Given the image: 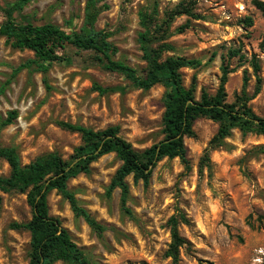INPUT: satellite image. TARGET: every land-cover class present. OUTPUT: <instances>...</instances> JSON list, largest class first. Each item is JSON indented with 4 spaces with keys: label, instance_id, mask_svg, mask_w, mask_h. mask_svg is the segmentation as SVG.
Instances as JSON below:
<instances>
[{
    "label": "rangeland",
    "instance_id": "374dc122",
    "mask_svg": "<svg viewBox=\"0 0 264 264\" xmlns=\"http://www.w3.org/2000/svg\"><path fill=\"white\" fill-rule=\"evenodd\" d=\"M85 1L33 0L24 7L20 19L50 23L67 32L78 31ZM189 1L194 2V12L201 19L177 17L167 40L173 49L163 57L200 62L195 70H181L186 89L195 78L196 101L202 90L211 96L215 94L224 57L231 71L225 85L226 102L231 104L245 76L247 92L252 93L255 80L249 60L255 56L261 68V91L248 106L256 116L264 118V52L259 49L264 21L252 0H105L101 5L106 4L107 9L98 16L95 29L111 34L108 41L116 48L113 61L142 74L146 65L138 44V14L150 11L156 4L161 19L165 12ZM247 18L252 21L250 27L244 24ZM4 20L0 10V25ZM230 49L239 50V55L227 59ZM76 58L94 61L96 65L53 64L45 76L29 70L15 74L19 66L33 59V54L13 50L0 38V87H5L0 96V121L8 112H17L16 120L0 130V145L14 147L22 165L52 152L65 161L70 159L74 149L81 145V138L61 129V122L94 131L116 127L118 136L136 151L162 141L166 95L162 86L146 92L129 89L125 78L103 70L94 54H79ZM96 86L127 89L124 94L115 91L101 95L94 89ZM192 130L194 137L184 138L188 170L178 159H162L146 187L142 182L134 184L131 176L126 179V206L134 220L121 212L119 190L107 195L121 165L114 154L97 159L89 174L68 182L79 205L105 228L101 235L76 218L69 204L55 191L47 196L49 216L60 221L93 264H264V156L255 151L264 147V136L243 135L235 130L223 147L209 152V161L203 163L217 124L199 118ZM8 175V165L0 160V176ZM0 198V264H28L29 233L12 227L31 219L26 194L0 193ZM176 208L184 213L188 224H179L186 245L174 262L166 256L170 244L167 222Z\"/></svg>",
    "mask_w": 264,
    "mask_h": 264
},
{
    "label": "trees",
    "instance_id": "16d2710c",
    "mask_svg": "<svg viewBox=\"0 0 264 264\" xmlns=\"http://www.w3.org/2000/svg\"><path fill=\"white\" fill-rule=\"evenodd\" d=\"M33 0H15L4 3L0 0V10L5 16L0 25V38L13 50H28L33 59L19 66L15 72L29 70L45 76L53 64L58 65H96L94 61L77 60L79 54L91 53L95 56L103 70L120 75L129 83L133 90L149 91L154 86H162L166 90L164 111L162 114L163 139L143 151H136L132 146L118 136V128L110 127L103 131H94L81 125L58 123V126L81 138V145L74 149L72 156L65 161L57 152L37 157L27 165H22L14 147L0 145V160L9 167L7 177L0 176V193L18 192L26 194V201L31 209V219L21 225H13L17 230L29 233V263L28 264H93L70 238L68 232L62 228L60 221L49 216L47 196L55 191L70 207L76 218L82 219L96 234L101 235L105 228L101 226L81 207L75 195L68 189V182L81 174H89L91 164L108 154H114L121 165L113 176L107 195L114 190L120 193L121 212L134 220L126 204L129 188L126 179L131 176L134 184L142 182L146 187L156 164L162 159H178L185 170H188L187 152L184 138H193V123L199 118H205L217 124V131L208 143L203 155V163L209 161L210 151L224 146V142L235 130L243 135L254 134L264 136V118L256 116L250 107L252 101L261 91L260 65L255 56L249 60L255 86L251 94L247 92V77L243 78L239 93L234 95L231 104L226 102L225 85L231 73L225 58H222L220 79L214 95L201 91L199 101L194 98V80L189 89L183 86L181 70H195L200 66L197 60L182 57H167L163 55L172 51L167 42L170 37L172 22L180 16L193 20L201 17L194 12V2L180 3L158 18L156 4L150 11L138 14L141 32L138 34V44L145 62V70L139 74L135 69L119 61H113L116 48L108 41L110 35L103 30L95 29L98 16L107 9L105 0H86L82 25L78 31L63 30L50 23L36 24L20 19V13ZM252 6L260 13L264 21V0H252ZM247 27L252 25L250 18L244 20ZM264 52V35L259 44ZM59 52L69 54L62 56ZM239 50H228L227 59L237 57ZM243 58V57H240ZM92 63V64H91ZM99 94L111 92L125 93V88H94ZM5 87H0V96ZM17 118L16 111H10L7 117L0 121V130L11 125ZM255 151L264 156V147H257ZM1 204V198H0ZM179 224H188L184 213L178 208L167 222L170 233V244L166 256L174 262L179 250L186 245L185 239L179 233Z\"/></svg>",
    "mask_w": 264,
    "mask_h": 264
}]
</instances>
